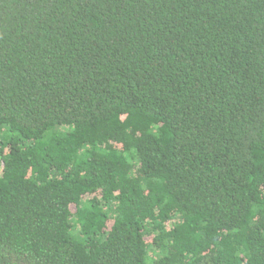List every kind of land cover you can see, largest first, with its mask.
Here are the masks:
<instances>
[{
    "label": "trees",
    "instance_id": "16d2710c",
    "mask_svg": "<svg viewBox=\"0 0 264 264\" xmlns=\"http://www.w3.org/2000/svg\"><path fill=\"white\" fill-rule=\"evenodd\" d=\"M0 264H264V0H0Z\"/></svg>",
    "mask_w": 264,
    "mask_h": 264
}]
</instances>
